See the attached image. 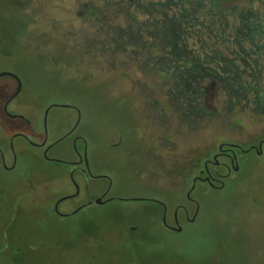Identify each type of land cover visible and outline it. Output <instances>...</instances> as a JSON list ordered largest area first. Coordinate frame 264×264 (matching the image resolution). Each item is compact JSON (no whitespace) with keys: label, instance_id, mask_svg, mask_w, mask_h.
<instances>
[{"label":"rangeland","instance_id":"374dc122","mask_svg":"<svg viewBox=\"0 0 264 264\" xmlns=\"http://www.w3.org/2000/svg\"><path fill=\"white\" fill-rule=\"evenodd\" d=\"M109 1L0 0V73L11 72L20 79L22 113L36 115L43 132L45 109L58 105L48 116L50 142L73 126L80 113L74 136L84 141L79 139L77 147L86 146L91 170L100 176L90 180L91 191L85 195L92 197L106 188L108 177L112 197L68 217L54 215L50 210L54 199L71 190L68 160L74 136L49 153L50 161L41 149L16 138V168L6 171L0 165V264H264V154L244 156L245 163L224 188L199 183L193 194L198 218L181 232L163 227V209L151 201L163 202L170 219L178 204L187 205L193 214L196 205L186 200L192 181L184 177L192 166L184 158H194L198 171L222 142L247 145L264 139V116L246 110L226 121L206 117L194 128L187 120L166 123L165 131L171 127L178 131L177 136L165 132L164 140L167 151L176 144L177 158L162 169L161 180L152 182L130 154L146 144L145 133L159 130L148 120V104L135 82L149 77L119 65L113 73L107 55L89 61L85 51L72 50L79 42L76 35L95 37L102 20L83 16L84 5L93 2L102 14L108 12ZM107 15L109 24L125 27L119 13ZM107 27L104 32H111ZM124 59L119 53L116 63ZM166 111L168 118L170 110ZM57 120L62 122L59 130ZM14 124L24 128L19 121ZM119 133L123 141L115 146ZM7 143L0 123V146ZM29 177L39 184L54 179L50 194L40 186L29 192ZM57 177L61 179L56 181ZM40 207H46V217Z\"/></svg>","mask_w":264,"mask_h":264},{"label":"flooded vegetation","instance_id":"af4514ba","mask_svg":"<svg viewBox=\"0 0 264 264\" xmlns=\"http://www.w3.org/2000/svg\"><path fill=\"white\" fill-rule=\"evenodd\" d=\"M120 4L124 6L122 11L126 18L124 29L117 30L116 25L109 24L112 31L108 33L98 31L92 38L77 34L79 42L71 49L74 52L85 51L89 61L96 55H107L113 73H116L119 65L124 71L139 72L149 77L145 82H135L142 88V97L148 104V120L159 130L145 133L146 144L130 154L141 162L142 169L152 182L161 180L164 177L162 169L174 165L177 158L174 154L176 144L173 143L172 151H167L164 140L165 132L173 131L177 136L178 131L172 127L165 131L166 123L173 126L178 121L180 124L182 120L201 121L206 117L226 121L246 110L264 116V0H110L108 12H103L115 16L120 13L117 10ZM84 8L83 16H102L95 10L93 2L86 3ZM102 34L105 38L101 39ZM123 36V52L110 47L112 43L116 44L117 37L122 39ZM83 43L88 44L89 48L77 47ZM101 44H108L109 48H98ZM118 52L125 58L119 64L116 63ZM17 89L18 81L14 77L0 78V123L8 135L6 146H0V165L6 171H12L17 166L16 138L23 139L32 148L41 149L44 159L50 161L49 153L74 136L80 123L79 113L77 122L50 142L48 116L51 109L58 105L50 104L45 109L43 132H40L38 117L34 114L27 117L22 113V104L18 100L21 92L14 97ZM166 109L170 110L168 118ZM15 121H19L24 128L18 129ZM61 126L62 122L57 120L56 130ZM117 137L115 146L123 141L120 133ZM79 139L83 140L80 136L72 138L73 156L68 160L71 165L68 171L71 190L56 197L50 208L58 217H68L82 207L98 204L97 199H102L101 204L112 200L111 180L108 177H104L109 181L106 188L97 194L95 192L92 197H86L85 192L91 191L90 180L100 176L91 170L86 146L78 149ZM250 153L262 156L264 139L247 145L222 142L210 157L203 160L198 171L194 158H184L192 166L184 176L186 181L188 177L192 181L186 200L195 204L196 209L191 214L187 205L178 204L170 219L165 204L151 200L163 209V227L172 232H181L184 225L195 223L199 205L193 194L198 184L203 183L211 189L224 188L226 180L233 172L240 170L246 161L244 156ZM59 179L61 177H57L56 181ZM52 181L54 179H44L39 184L32 177L26 180L29 192L35 193L40 186L47 194L52 189ZM74 200L76 203L66 205V202ZM40 208L46 217V207ZM164 214L166 224L163 222Z\"/></svg>","mask_w":264,"mask_h":264},{"label":"trees","instance_id":"16d2710c","mask_svg":"<svg viewBox=\"0 0 264 264\" xmlns=\"http://www.w3.org/2000/svg\"><path fill=\"white\" fill-rule=\"evenodd\" d=\"M124 9V6L122 5V4H120V5H118L117 6V10L118 11H120V16L122 17V19H123V21H124V24H125V20H126V18H125V14L123 13V10ZM106 11V10H105ZM102 16H101V18H102V20L101 21H99L100 23H99V29H98V31H101V32H104V31H109L107 28V26L109 25V22H108V20H107V12L105 13V12H102V14H101ZM102 26V27H101ZM119 29H121L120 27H118L117 26V30H119ZM124 29V28H123ZM108 33V32H107ZM117 42H116V44L115 43H112L111 45H110V47H112L114 50L115 49H117V50H119L120 52H123V50H124V46H121V42H123V41H125V38H124V36L122 37V39H120L119 37H117V40H116ZM101 47L103 48V47H109V45L108 44H106V45H103V44H101ZM119 53V52H118ZM187 124H190L191 125V127L192 128H194V127H196V126H202L200 123H201V121L200 120H197V121H194V120H192V122L191 121H188V122H186Z\"/></svg>","mask_w":264,"mask_h":264},{"label":"water","instance_id":"95a60500","mask_svg":"<svg viewBox=\"0 0 264 264\" xmlns=\"http://www.w3.org/2000/svg\"><path fill=\"white\" fill-rule=\"evenodd\" d=\"M5 76H12L18 81V89H17V92L14 94V97L17 96L21 92V88H22V83H21L20 79L15 74H13L11 72H2V73H0V78L5 77ZM96 202L98 204H101L102 203V199H97ZM82 208H80V209H82ZM80 209H78V210H80ZM198 211H199V206H198ZM163 222L166 224V215L165 214H164V217H163ZM178 230L180 231L181 229L178 228Z\"/></svg>","mask_w":264,"mask_h":264}]
</instances>
